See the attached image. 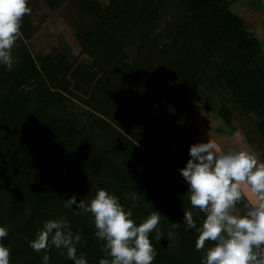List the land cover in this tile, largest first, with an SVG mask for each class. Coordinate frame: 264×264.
<instances>
[{
	"label": "trees",
	"instance_id": "16d2710c",
	"mask_svg": "<svg viewBox=\"0 0 264 264\" xmlns=\"http://www.w3.org/2000/svg\"><path fill=\"white\" fill-rule=\"evenodd\" d=\"M37 1L28 0L31 14L23 18L11 69L0 65V227L8 231L0 244L10 249V264H43L45 254L49 264H74L55 247H30L45 221L63 217L83 237L77 255L99 264L106 254L91 214L64 201L75 195L89 203L99 188L131 210L137 224L159 212L149 235L157 253L152 264H201L198 233L183 221L191 211L199 227L205 215L191 207L179 171L190 145L200 142L182 137L187 100L212 104L208 91L225 89L264 145L257 35L229 10L230 0H109L105 10L140 39V65L132 72L100 55L99 37L83 24L96 9L91 0H65L81 23L76 55L34 56L25 40L39 25L31 19L40 15ZM216 113L232 128L225 103ZM157 232L163 233L158 242Z\"/></svg>",
	"mask_w": 264,
	"mask_h": 264
},
{
	"label": "clouds",
	"instance_id": "9594fccd",
	"mask_svg": "<svg viewBox=\"0 0 264 264\" xmlns=\"http://www.w3.org/2000/svg\"><path fill=\"white\" fill-rule=\"evenodd\" d=\"M30 14L28 0H0V65L11 69L23 18ZM189 156L179 171L187 183L191 207L205 215L199 227L191 211H184L183 221L187 229L198 233L195 249L203 252L201 264H264V161L251 146L224 150L209 139L190 145ZM132 200L133 207L138 206L139 196L133 195ZM64 201L67 208L75 206L91 214L94 235L103 242L101 251L106 254L99 264H152L157 253L149 235L160 223L157 210L137 224L132 211L103 188L89 203L77 201L75 195ZM7 235V229L0 227V239ZM162 237L157 232V242ZM82 242V235L73 233L63 217L45 221L30 247L36 252L55 247L74 264H88L86 254L77 255V244ZM49 260V255L42 256L43 264ZM0 264H10V249L3 244Z\"/></svg>",
	"mask_w": 264,
	"mask_h": 264
},
{
	"label": "rangeland",
	"instance_id": "374dc122",
	"mask_svg": "<svg viewBox=\"0 0 264 264\" xmlns=\"http://www.w3.org/2000/svg\"><path fill=\"white\" fill-rule=\"evenodd\" d=\"M36 3H39L38 14L40 15L34 14L31 19L39 25L34 34L25 40L30 51L37 56L39 53L57 50L59 45L63 46L62 39L68 38L69 46L66 44V48L69 51L68 56L72 57L77 53L78 42L72 38L71 16L68 15L70 14L68 10L72 11L71 7L65 0H60L62 4L56 0L54 6L48 5L44 0H38ZM94 3L96 4L94 17L102 15L106 7L105 3L103 0H94ZM229 10L251 22L252 27L249 30L257 35L260 43V54L257 61L264 66V0H233L229 3ZM208 94L212 96V104L205 103L204 99L196 96L187 100L189 115L182 125V137L187 142L214 140L224 150L229 147L251 146L260 160L264 161V145L260 141L261 137L245 115L234 109L235 106L228 101V92L220 88L219 91L210 90ZM224 103L233 112L232 128L226 125L216 113V107Z\"/></svg>",
	"mask_w": 264,
	"mask_h": 264
},
{
	"label": "crops",
	"instance_id": "0c3cea01",
	"mask_svg": "<svg viewBox=\"0 0 264 264\" xmlns=\"http://www.w3.org/2000/svg\"><path fill=\"white\" fill-rule=\"evenodd\" d=\"M91 1L94 3V0ZM232 1L233 0H230V2ZM62 9L64 8L62 7ZM103 11L104 12L102 15L99 14L94 17L93 14L83 24L89 26L99 37V52L104 59L119 60L124 63L132 72H135L140 65V39L130 33L125 28V26L120 23L113 15H110L105 9ZM68 12L70 13L68 15L71 16L70 20L72 24V38L75 42H78L76 36L78 33V26L81 23L76 19L74 13L70 11V9L68 10ZM246 22L248 23L249 28L252 27L250 21L247 20ZM30 40L31 39H29V41ZM68 41V38L62 39L63 46L59 45L57 50H62L67 57L71 58V56H68L69 51L66 48V44L69 46ZM77 44L78 50L76 52L78 53L80 50V46L79 43ZM57 50H53L48 53H39L38 56L43 57L51 55ZM77 53H75L74 55H76Z\"/></svg>",
	"mask_w": 264,
	"mask_h": 264
}]
</instances>
